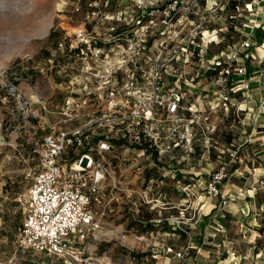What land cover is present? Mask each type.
Segmentation results:
<instances>
[{
	"label": "rangeland",
	"instance_id": "1",
	"mask_svg": "<svg viewBox=\"0 0 264 264\" xmlns=\"http://www.w3.org/2000/svg\"><path fill=\"white\" fill-rule=\"evenodd\" d=\"M88 1L0 0V138L7 143L0 146V264H70L64 258L32 250L16 251L15 240L23 219L16 198L29 184L20 158L37 146L51 126L70 128L100 115L101 103L107 105L96 93L102 75L107 74L109 66L118 68L122 60L130 59L131 45L143 41L172 44L163 55L165 60L175 57L168 72L185 92L183 113L185 123L189 121V127L181 125L173 138L181 139L187 132L189 141L184 151L177 149L173 159L164 158L171 149L161 158L135 159L137 150L126 152L118 148L117 156L112 158V174L123 186L131 188L133 197L140 196L149 176L158 179V188H167V197L153 201L155 207L146 209L143 217L159 218L163 228L151 227L154 232H142L146 223L135 221L128 213L127 192L112 188L111 177L104 187L103 199L96 204L102 227L88 239L86 253L92 254L94 264H183L176 252L189 244L186 239L190 241L186 205L201 203L209 195L213 175L222 167L228 172L220 183L224 194L231 190L235 196L245 195L247 200L248 194H254L256 203L262 205L257 215L262 230L253 225L252 230L243 227L250 237L261 234L258 245L262 247L264 41L256 42L254 28H264V0H244L245 6L237 9L234 19L230 18L233 11L226 9L225 0H206L199 5L200 10L196 7L194 11L195 0H185L180 3L189 6L185 13L188 18L179 23L183 25L171 37L151 29L149 23L133 37L114 33L113 28L118 26L126 34L136 27L135 21L142 12L139 0H109L104 18L88 17ZM169 1L148 3V10H156ZM52 29L58 35L50 39ZM79 30L93 31L94 40L108 46L107 55L96 57L86 48L75 51L84 43L76 38ZM178 34L180 37H175ZM195 37L200 41L197 44L206 46L204 62L190 58L189 45ZM184 38L185 44L181 42ZM247 40L251 42L249 48L243 45ZM159 53L162 52L156 54ZM212 62H222L225 68L209 70ZM242 62L247 67L245 75L236 69ZM227 68L232 74L229 77L223 74ZM232 79L237 83L231 89L228 82ZM12 83L32 101L36 116L25 119L18 111L11 95ZM166 84L178 90L172 85V77ZM235 150L238 152L232 156ZM163 174L167 179L161 181ZM216 198L219 203L223 201L222 197ZM226 198L228 203L230 196L226 194ZM173 225L180 232L173 231ZM136 235L144 238L137 240ZM248 261L264 264L263 258L257 256Z\"/></svg>",
	"mask_w": 264,
	"mask_h": 264
},
{
	"label": "built area",
	"instance_id": "2",
	"mask_svg": "<svg viewBox=\"0 0 264 264\" xmlns=\"http://www.w3.org/2000/svg\"><path fill=\"white\" fill-rule=\"evenodd\" d=\"M108 2L89 0L91 11H88V17H107L104 8ZM139 3L142 12L138 22L146 16L157 15L165 24L174 19L184 23L188 18L185 13L189 6L179 0H173L159 12L148 10L147 4H152L153 0H139ZM154 21L151 19L147 26ZM76 38L86 44L81 51L86 48L95 52L97 57L101 53L107 55L102 48L92 45L95 39L93 31L79 30ZM181 42L185 44V38ZM243 45L249 48L251 42L247 40ZM144 47L141 42L134 43L131 45V58L122 60L118 68L109 66L107 74L102 75L96 93L107 105L101 103L100 115L70 128L53 125L41 136L37 146L22 154L23 173L29 184L16 198L23 214L15 240L16 251L32 250L64 258L70 264H94L92 254L86 253L88 239L102 227L94 201L111 177L112 188L127 192L128 213L135 221L146 222L141 217L142 202L132 196L131 188L123 186L113 176L112 158L117 156L118 148L126 152L137 150L135 159L142 156L146 159L161 158L162 153L178 144L173 136L181 125L189 127V121L185 123L187 118L179 115L180 109L184 108L181 92L164 82L169 63L175 57L167 60L157 57L154 64L148 65L143 60ZM199 51L205 53L206 46H200ZM236 69L240 75L247 74L245 62L238 63ZM10 89L23 117L30 119L36 116L32 101L21 94L14 83ZM119 139L123 140L122 145L116 142ZM181 139L189 141L187 132ZM5 144L6 141L0 138V146ZM237 152L235 150L231 155L235 156ZM227 176L226 167H222L214 173L208 189L210 196L223 198L222 204L227 203V198L220 183ZM148 191L142 189L139 194L144 202H152L144 196ZM186 233L191 236L189 231ZM143 238L136 235L137 240ZM191 252L192 244L189 243L176 254L183 264H202L196 259L188 260Z\"/></svg>",
	"mask_w": 264,
	"mask_h": 264
},
{
	"label": "crops",
	"instance_id": "3",
	"mask_svg": "<svg viewBox=\"0 0 264 264\" xmlns=\"http://www.w3.org/2000/svg\"><path fill=\"white\" fill-rule=\"evenodd\" d=\"M158 1L153 0V3L158 4ZM100 48L109 50L107 45ZM225 193L230 199L223 207H218L219 198L207 194L201 203L186 205L191 234L190 241L186 239V244L191 243L197 249L190 261L196 259L202 264H249L248 260H254L255 256L264 260V246L256 244L261 239V234L250 237L243 230V227L252 230L250 225L255 229L260 228L257 215L260 214L259 209H263L262 205L256 203L254 194H248L247 200L245 195L235 196L231 190H226ZM150 220L158 221L159 218ZM172 228L175 229L176 226L173 225ZM234 231H239L240 234L235 235Z\"/></svg>",
	"mask_w": 264,
	"mask_h": 264
},
{
	"label": "trees",
	"instance_id": "4",
	"mask_svg": "<svg viewBox=\"0 0 264 264\" xmlns=\"http://www.w3.org/2000/svg\"><path fill=\"white\" fill-rule=\"evenodd\" d=\"M173 0H170L169 2L165 3V4H162L158 9H156L155 11H158L159 9L163 11V9L165 10L168 5L172 2ZM185 0H180V2H184ZM225 4H226V9L229 11V10H232L233 13L230 14V18L234 19L236 18V11L238 8H240V6H245L246 4V1L244 0H225ZM248 1V0H247ZM205 4L206 3V0H195V3L194 5L192 6V10L194 11V8H199L200 10V4ZM192 12V11H191ZM151 19H154V23L151 25V29H157V31L159 33H161L162 35L163 34H166L167 36L171 37V35H175V32L177 31V28H180L182 25L179 24L178 22L176 21H173L169 24H165L163 21H162V17L157 15V16H146L144 18H141V22H136L135 21V28L132 29V32L130 33H127L126 34V31L123 30L120 26L116 27V28H113L114 29V33L119 36V37H133L138 31H141L144 29V25L146 23H150V20ZM174 24V25H173ZM234 25V23H232ZM241 25V24H240ZM173 27V28H172ZM233 27V26H232ZM254 31H255V39H256V42L257 43H262L264 41V28H262V26H258L257 28H254ZM130 34V35H128ZM56 35H58L57 33V30L56 29H52L50 34H49V38L50 39H53ZM181 34H178L176 35L175 37L179 38ZM58 39V38H57ZM194 39L196 40H193L191 41L190 45H189V50L191 53L190 54V58L193 57V58H198L199 61H202L204 62V59H205V56L204 54H201L200 51H199V47H200V44H197V43H200L199 39L197 37H195ZM201 40V39H200ZM198 41V42H197ZM197 42V43H196ZM142 44L145 46L144 47V50H145V55L143 57V60L148 64V65H151V64H154L156 62V58L157 57H161V58H164V52L163 51H166L168 52L169 50V46L172 45L171 43H167L166 45L164 44H159V43H145L144 44V41L142 42ZM92 45L94 47H100L102 46L103 44H98L97 40H93L92 42ZM105 45V44H104ZM84 47L86 46L85 43H82L80 46H78L76 48L75 51L77 50H80L81 47ZM158 51H161L162 53H159V54H156ZM183 58H184V55H183ZM180 59V58H179ZM189 60V58H188ZM190 61V60H189ZM222 65V62H212V64L209 66V70H219V71H222V69L225 68V66H221ZM212 71H208L207 73H211ZM238 73V72H237ZM172 74V72H166L165 75H164V82H167L171 77H172V85H174L175 87H177V89L181 92L182 94V106H183V103H184V100H185V92L182 91V86L179 85V84H175L176 83V80L174 81V77L173 76H170ZM223 74L224 76L226 77H229V75L231 76L232 74L230 73V70L227 71V69H225L223 71ZM173 75V74H172ZM237 81H234L233 79L228 82V86H230V88L232 89L235 85H236ZM179 115L181 116H185V114L183 113V109L181 108L180 111H179ZM119 145H122L124 142L122 139H119L116 141ZM178 144H173L172 148H171V152L169 154H167L166 156H164V158H176V153H177V149H183L184 151V147L186 146V139H178L176 141ZM172 153V154H171ZM167 170V169H166ZM173 171H176V170H173ZM176 175V174H175ZM160 179V178H159ZM164 179H167V176L166 174H163L162 178H161V181H163ZM158 179H156L155 176H149V182L148 184L146 185V187L144 189H149V191L147 193L144 194L145 198L147 199H151L152 202L155 201V200H158V197H167L168 195V191H167V188L165 186H162L161 188H158ZM105 189H103V191L100 193L99 195V198L97 200L94 201V207L96 208V204L98 202H100L104 195H105ZM157 196V198L155 197ZM136 198H138L141 202H142V211H141V217L143 220H145L146 224L144 225L145 226V229L142 231V232H154L153 229H151V227H158L160 229L163 228L162 224L160 221H157V220H154V221H151L150 219L151 218H148L145 219L143 218L144 217V211L146 209H148L149 207H152V202H144L143 201V198L141 196H137ZM226 204H222V202H220L218 204V207H223L225 206ZM219 215V214H218ZM221 227V226H219ZM167 229V228H165ZM171 229L173 231H178L180 232L179 230H177L176 228L173 229L171 227ZM259 230H262V228H259ZM181 236L182 237H187L186 234L184 233H181ZM261 239L257 241V246H259L258 244L261 243ZM174 245V244H172ZM264 246V244H263ZM192 248H193V251L196 250V248L194 247V245H192ZM173 251V250H172ZM140 255H143V254H140Z\"/></svg>",
	"mask_w": 264,
	"mask_h": 264
}]
</instances>
